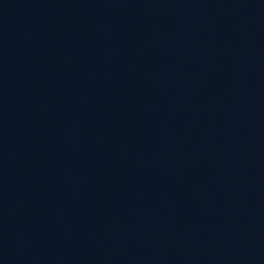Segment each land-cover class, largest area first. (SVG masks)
Segmentation results:
<instances>
[{"label": "water", "instance_id": "1", "mask_svg": "<svg viewBox=\"0 0 264 264\" xmlns=\"http://www.w3.org/2000/svg\"><path fill=\"white\" fill-rule=\"evenodd\" d=\"M218 264H264V0H28Z\"/></svg>", "mask_w": 264, "mask_h": 264}]
</instances>
